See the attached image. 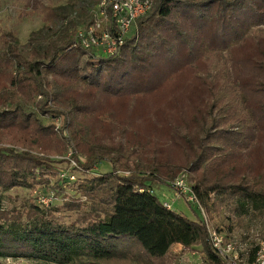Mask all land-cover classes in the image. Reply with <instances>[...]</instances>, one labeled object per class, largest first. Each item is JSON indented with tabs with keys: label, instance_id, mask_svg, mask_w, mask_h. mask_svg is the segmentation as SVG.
Returning <instances> with one entry per match:
<instances>
[{
	"label": "trees",
	"instance_id": "16d2710c",
	"mask_svg": "<svg viewBox=\"0 0 264 264\" xmlns=\"http://www.w3.org/2000/svg\"><path fill=\"white\" fill-rule=\"evenodd\" d=\"M14 2L17 24L38 15L44 26L24 45L0 29V189L33 193L21 210L0 202V264L163 263L176 246L224 264L204 219L172 210L153 185L184 177L212 218L264 222V34L248 33L264 25V0H153L139 38L111 57L74 47L102 0H69L71 14ZM223 50L230 67L216 72ZM134 117L154 124L148 143L131 137ZM71 150L75 182L60 174ZM105 163L112 171L97 174ZM35 192L53 193L50 206Z\"/></svg>",
	"mask_w": 264,
	"mask_h": 264
},
{
	"label": "rangeland",
	"instance_id": "374dc122",
	"mask_svg": "<svg viewBox=\"0 0 264 264\" xmlns=\"http://www.w3.org/2000/svg\"><path fill=\"white\" fill-rule=\"evenodd\" d=\"M51 2L56 7L62 8L64 13L71 14L73 11V4L69 0H47ZM17 6L14 0H0V29L3 32H15L17 36V42L19 45H24L29 40L32 33L39 31L44 26L41 17L36 15L32 18H26L21 24H17ZM248 33L252 35L264 34V25L260 27H251ZM139 38V33L136 39ZM204 51L207 50L204 46ZM122 52V50H121ZM220 59L214 57V69L216 72L227 71L230 67L229 55L227 51L223 50ZM76 56V52L70 55V58ZM86 58H83L85 60ZM48 79L51 80V74H48ZM86 76L85 74L82 77ZM78 78L77 84L72 86L81 88L80 91H84L86 85L84 84L88 80ZM87 83V82H86ZM119 115H123V111H119ZM145 121L142 117H134L135 122H133V129L131 130V137L139 136V140L142 143H148V141L154 138L155 126L145 117ZM63 119H56L54 122L46 117L43 118V123L45 125L55 123L57 126H62ZM69 173L73 172L76 178L81 176L79 171L76 172L68 168ZM112 167L110 164H102L96 168L95 172L97 174L111 172ZM182 175V174H181ZM180 176V175H179ZM69 182V181H68ZM156 195L158 198L164 202L171 205L172 210L177 212H183L187 217L192 219H197L200 217L204 221H208L212 230L223 233L225 235V241L227 243L235 242L238 247L239 258H250L253 251L259 248L260 245L264 243V222L258 220L251 221L249 218H236L235 214H231L227 210H223L219 215L211 217L206 209L202 205H197L191 200H187L185 197L177 196V192L174 188L167 185L156 183L153 185ZM51 193V192H50ZM69 194H73L70 190ZM33 199V193L30 189H19V190H2L0 189V202L5 210H21L28 207ZM63 200L66 198L63 197ZM190 204V205H189ZM59 215H62L64 221L70 219H76L77 215L61 210ZM228 248V246H227ZM234 249L231 248V252ZM201 248H197L196 252L186 253L181 248V246H176L171 250L169 258L166 259L167 262H153L147 259V257L142 256V262L132 261L130 264H205L203 261L202 254L200 253ZM3 264H54L48 263L41 260L33 259H23V258H3Z\"/></svg>",
	"mask_w": 264,
	"mask_h": 264
},
{
	"label": "built area",
	"instance_id": "2783aa9c",
	"mask_svg": "<svg viewBox=\"0 0 264 264\" xmlns=\"http://www.w3.org/2000/svg\"><path fill=\"white\" fill-rule=\"evenodd\" d=\"M152 4L153 0H102L93 12L94 20L91 25L78 30L74 47L91 51L99 57L119 55L126 40L138 36L137 21L149 13ZM71 152L72 150L63 159L68 161L69 169L79 171L81 164L77 163ZM60 174L66 181L75 182L77 180L76 175L73 172L69 173L67 169L61 168ZM173 188L177 196L186 197L187 200L189 198L190 202L200 205L184 177L177 178L173 183ZM35 194L40 197L39 202L46 207L52 203L53 198L50 196L53 193L48 196L40 195L38 192ZM167 207L170 208L169 205ZM205 222L209 231V242L224 264H264V243L260 245L254 261L251 262L248 257L241 259L238 255V245L235 242L227 243L223 233L212 230L208 221ZM231 248L234 249L232 252Z\"/></svg>",
	"mask_w": 264,
	"mask_h": 264
}]
</instances>
